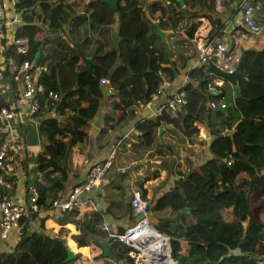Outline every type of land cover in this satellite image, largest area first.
Returning <instances> with one entry per match:
<instances>
[{
	"label": "crops",
	"instance_id": "0c3cea01",
	"mask_svg": "<svg viewBox=\"0 0 264 264\" xmlns=\"http://www.w3.org/2000/svg\"><path fill=\"white\" fill-rule=\"evenodd\" d=\"M17 1L5 0L6 6L3 9L4 37L2 40V46L5 47L4 51L10 45L16 29L24 23L23 16H30L33 19L32 22L36 25L35 38L44 40L49 45L55 39L61 38L63 43L61 47L52 45V51L46 49V47L41 50V56H45L46 52L50 54L48 58L50 62L63 63L67 58H70L71 52L68 48L70 46H73L78 54L74 64L83 66V68L82 57H89L93 52L95 55L108 53V68L106 74L102 76L106 78L107 82L101 83L98 79L97 86L100 92L97 94L98 100L94 111L88 114L85 110L83 113V116L87 119V135L84 140L70 146L65 159L66 178L63 194L83 178L88 165L105 164V172L101 180L81 194V198H88L90 206L89 208L82 207L79 211L71 213L69 212L70 209L57 211V209L40 207L36 215L28 220L26 227L29 230H37L39 221L42 219L43 231L49 235L64 238L65 245L69 246L75 256H78L76 260L69 264H127L124 259L109 257L108 249L107 253L104 254L100 243L108 241L107 233L121 232L132 225L136 219L128 199L131 188H137L141 196L147 200L146 213L150 223L160 218L172 219V226L177 223L184 224L188 222L190 220L188 218L183 219L174 213L168 214V207L155 209L154 205L159 199L165 202L169 197L167 193L172 188L177 190L178 194L175 193L176 196L179 197L183 194L180 182L186 181L190 169L198 168L206 158L211 156L208 144L213 137L212 131L217 127L223 131L225 125L220 122V116L214 114L215 111L220 110H212L215 107L209 106V99L204 101V108L200 111L198 119L193 123L198 128L197 132L190 135L184 133L180 127L173 125L171 122H163L157 126L150 145L137 146V136L140 131L136 123L143 119L153 118L154 115H150V113L157 104L176 92L181 84L189 82L188 89L190 87L192 89L197 88L196 79H192L188 74L190 70L201 64H205L206 68L209 63H214L223 68H234L238 65L241 73V76L236 80L238 93L244 98L264 93V52L262 51L264 47V26L257 32H250L243 26L241 22V4L244 0H224L219 7L212 0H117L114 10H110L107 4L101 0H77V5L74 8V0H61L63 8L69 10L70 13L72 12V15L65 18L62 27L59 29L60 31L52 33L48 30V23L41 19L42 13L39 16L33 15V12L39 11L36 7L31 5V7L17 8L15 6ZM87 2L93 3L84 10V4ZM152 2H162L174 10L183 11L187 18L180 21L177 28L171 29L164 22H159V19L164 17L160 9H155L150 5ZM119 6H124L128 11L120 13ZM71 7L72 10H70ZM90 10H94L99 19L105 21L92 17L89 14ZM108 11L112 13H108ZM48 12L47 10L44 13L45 17L48 16ZM255 19L257 22L264 24V6ZM217 20L221 24V27L217 29L219 33L208 37L210 29L217 26ZM154 21L158 23L160 29L165 31V40L170 55H167L159 36L155 33V26H153V31L147 28L144 33L142 31L137 32L138 29H144V22H152L153 24ZM194 22H196V26L193 30H190L192 34L189 35V29ZM228 22L231 23L230 27H228ZM225 26L228 32L224 31ZM152 33L155 34L150 36ZM123 36L128 39H124V41L131 45L136 42L145 43L148 47L152 45L154 49L152 56L156 59H159L157 50L162 49L164 57L175 59L174 63L178 68L173 76L169 77V82L164 87L163 93L153 99L148 106L136 108V111L133 107L131 112L127 105V110H130L129 113H122L121 109L118 108L117 115L120 119L116 120V125L107 129L106 132H101L103 113L107 106L111 105L113 101L121 105L119 103L121 97L115 93L114 85L109 84V76L119 71L117 70L118 67L129 56L125 52H123V55L118 52L119 39ZM207 42H210L215 48L207 54V62L200 63L197 55L198 45ZM3 52L0 54V66L3 68V65H7L8 69H12L13 59L9 60L10 57H7L5 61ZM160 58V66L169 65L171 70H175L170 62L162 60V55ZM135 64L136 69L137 66L143 65V57L137 58ZM48 65L45 64L42 67L46 68ZM65 67L67 66L65 65ZM92 68L91 62V70ZM31 70L37 75L39 65L32 66ZM2 73L0 95L6 102L11 103L10 77L4 70H2ZM60 73L67 75V70L61 68ZM207 73L212 74L209 71ZM77 74L78 71L75 75L77 76ZM214 76L211 78L212 84H207L206 89L212 92H215L213 89L221 91L219 84L224 79ZM137 79L140 83L144 81V77L140 74L137 75ZM227 83L234 102L232 85L229 82ZM83 86L86 90H91L90 81H85ZM68 97L75 98L74 95L70 94ZM122 98L126 99V96L124 95ZM211 100L216 104L221 102L218 97ZM15 101L14 98L15 109L17 106L19 110H22L23 106L17 105ZM85 103L86 101H81V104L86 105ZM240 114L242 115L244 112L240 110ZM61 119L62 121L66 120L63 115H61ZM11 123L14 125L20 139V147L16 152L11 153V159L8 160L10 169L8 167L5 172L13 173L16 176V181L13 186L8 182L7 186L3 187V193L14 202L26 203L23 180L29 181L36 176L35 154L40 149L36 122H29L25 117L17 116V119L15 117L14 120H11ZM233 130L235 132V129ZM118 142H122L128 150L127 155H124L123 152L119 154L122 159H125V163L122 165L114 164V147ZM118 159L120 158L118 157ZM0 194H2V191H0ZM263 203V190L249 198L251 219L264 221ZM183 207L187 206L184 205ZM181 209L178 213L187 215L188 211L181 212ZM93 211L99 217L98 231L93 235L97 239L96 243L77 245L73 235L77 234L79 229L73 220L82 219L85 214ZM19 228L20 224L17 222L6 237L0 239V252L7 251L14 245L19 235ZM155 230L166 237L161 234L164 239L161 244H158L157 247L154 246L152 249L151 247L142 249L144 260L150 259L148 252L151 250L163 254L162 251H164L165 246L168 254L169 236L164 232ZM153 231L151 228L148 230V232ZM233 252L238 253L239 250L235 249ZM136 258L137 260L135 258L134 260L137 264H148L143 263L144 260H141L142 256L139 253ZM164 258L169 260L168 255H164ZM168 264H175V262L172 260V263Z\"/></svg>",
	"mask_w": 264,
	"mask_h": 264
},
{
	"label": "trees",
	"instance_id": "16d2710c",
	"mask_svg": "<svg viewBox=\"0 0 264 264\" xmlns=\"http://www.w3.org/2000/svg\"><path fill=\"white\" fill-rule=\"evenodd\" d=\"M261 1L264 2V0ZM77 2V0L73 1V8ZM92 3L84 4V10ZM31 5L39 10L33 12V15L39 16L42 13L41 19L48 23V30L52 33L60 31L65 18L72 15V12L63 8L61 0H18L15 4L17 8L31 7ZM150 5L160 9L164 18H160L159 22H164L171 29L177 28L178 23L187 18L185 12L174 10L162 2H152ZM47 10L48 16L45 17L44 13ZM118 10L120 13L128 11L124 6H119ZM108 13L112 12L108 11ZM89 14L98 20L105 21L99 19L94 10H90ZM23 19L24 23L16 29L14 35L28 37V50L25 54H17L10 44L3 52L5 61L7 57H10L9 60L13 59L12 69H8L7 65H3L2 68L10 77L12 102H6L0 95V105L11 110L15 109L13 101L14 98L17 99L21 91L22 81L14 80L12 73L14 71L18 73V64L23 58L32 61L35 53L38 52L33 66L39 65L40 68L45 64L50 65L46 67V70H38L37 73V81L44 89L36 95L38 107L33 113L40 144V149L35 154L37 173L29 181L23 180V185L27 200L31 193L30 188L33 187L36 191L35 203L38 207L56 209L51 206V203L55 198L63 196L66 178V165L63 166L61 161L66 159L70 146L84 140L87 135V119L83 113L87 110V113L91 114L97 104V94L100 92L97 86L98 79L106 74L108 53L104 52L93 57L92 72L81 71L83 66L74 64L78 54L73 46L68 47L71 52L70 58L63 63L50 62L48 60L50 54L46 52L45 56H41V50L46 47L52 51V45L61 47L63 45L61 38L55 39L50 45L44 40H38L35 38L36 25L32 22V17L23 16ZM216 24V27L210 29L208 37L219 33L217 29L221 27V24L218 20ZM153 26L152 22H144V29H138L137 32L144 33L147 28L153 31ZM195 26L196 22L189 31ZM191 34L190 31L189 35ZM124 39L128 40L124 36L119 39L118 52L122 55L125 52L129 56L120 64L117 69L119 71L109 76V84L114 85L115 93L121 97L119 102L121 105L113 101L107 106L103 113L101 132H106L107 129L116 125V120L120 119L117 115L118 108L122 113H129L130 110L132 112L135 98L148 97L159 79L156 74L157 67L169 73L170 75L166 73L168 77H172L178 68L174 63L175 59L164 57L162 49L157 50L159 59L162 55V60L170 62L175 70H171L169 65L160 66V60L152 56L154 50L152 45L148 47L145 43L138 42L131 45ZM140 56L143 57V65L137 66L136 69L135 61ZM61 68L67 70V75L60 73ZM207 71L205 64L189 71L188 75L196 79L197 88L188 89L189 82L183 84L186 103L179 109L169 110L164 107L153 118L136 123L140 131L137 136V146L150 145L157 126L163 122H171L190 135L198 130L193 123L204 108V101L218 97L224 103V107H222L223 110L215 111L214 114L219 115L220 122L227 127L235 124V132L229 135L222 134L219 127L213 129V137L208 144L211 156L206 158L198 168L190 169L186 181L180 182L183 194L176 196L175 193L178 194V192L172 188L167 193L169 197L165 202L159 199L154 205L155 209L168 207V214L174 213L178 217L190 220L184 224L177 223L172 226V219L160 218L150 224L159 232L169 236L170 257L175 264H255V257L260 254L257 245L264 221L250 218L249 198L264 191V148L259 145V143L264 144V93L249 98L242 96L234 98L233 102L226 80H222L219 84L221 91L219 90L218 93L206 89L207 84H212L211 78L215 77ZM138 74L144 77L143 83L137 79ZM87 80L90 81L91 90H86L83 86ZM47 89L54 90L57 96L53 98L46 96ZM67 92L75 98L68 97ZM124 95L126 99L122 98ZM81 101H86V105L81 104ZM127 105L130 108L129 111ZM240 110L244 112L243 116ZM61 115L66 118L65 121H62ZM114 152V164H124L125 159H122L119 154L121 152L124 155L128 154L126 146L118 142ZM3 177L7 183H11V186L16 181V176L11 172L4 173ZM0 191L3 193L4 188L0 187ZM184 205L188 207V216L178 213ZM69 212L74 211L69 210ZM36 213L33 212L18 221L20 224L18 238L9 250L0 252V264H69L77 259L76 255L73 259L65 261L64 238L45 233L42 219L39 221L37 230H29L26 227L28 220ZM73 221L79 229V232L73 235L77 245L96 243L97 239L93 235L98 231L99 217L94 211L85 214L82 219ZM107 238L109 257L124 259L127 264H137L128 254L130 247L127 244L113 238L109 233ZM235 249L239 252H233Z\"/></svg>",
	"mask_w": 264,
	"mask_h": 264
},
{
	"label": "built area",
	"instance_id": "2783aa9c",
	"mask_svg": "<svg viewBox=\"0 0 264 264\" xmlns=\"http://www.w3.org/2000/svg\"><path fill=\"white\" fill-rule=\"evenodd\" d=\"M224 0H214L216 6H220ZM6 6L5 0H0V54L4 51V46H2V40L4 37L3 31V9ZM264 6V2L261 0H244L241 4V22L243 26L250 32H257L261 30L264 24L256 21L255 17L259 14ZM10 44L13 46L15 53L25 54L28 50V37L26 35H17L11 38ZM215 48L210 42L198 45L197 55L198 61L200 63L207 62V54ZM33 66V60L23 58L18 64V73L14 71L12 73V78L14 80H21L22 87L21 91L17 96V105H22L23 109L11 110L6 106L0 105V187H6L7 181L4 179L3 175L7 168L10 169V164L8 160L11 159V153L17 151L20 147V139L16 133L14 125L11 120H14L17 116L25 117L29 122H34L33 113L38 107V100L36 95L42 92L44 89L37 81V78L31 67ZM222 67V66H221ZM223 68V67H222ZM45 67H40L39 70H45ZM231 70L232 68H224ZM39 72V71H38ZM156 74L158 75V82L153 91H151L146 98H135L133 102V107L136 108L148 106L150 102L157 98L163 93L164 87L169 82L168 75L163 72L160 68L156 69ZM2 76V67H0V78ZM99 82L106 83L105 77H100ZM183 84L180 85L178 90L168 97H166L162 102L158 103L155 109L150 113V115H157L161 112L162 108H167L169 110H174L186 103L184 96V90L182 89ZM215 93H218V89H213ZM46 96L56 97V92L52 89L46 90ZM210 107H224V103L220 102L216 104L212 100L209 101ZM105 164H90L87 166L83 178L76 184L72 185L61 198H55L51 206L57 210H73L79 211L82 207L89 208L90 202L88 198H81V194L84 190L91 188L96 182L101 180L104 175ZM30 195L26 203L14 202L6 194H0V239L6 237L8 232L11 230L16 223L22 218L28 217L31 213L37 212L40 207L35 203L36 191L34 188L30 189ZM130 208L134 214L137 216L138 213H142L139 218H136L132 225L128 226L121 232L109 233L110 236L116 238L125 244H127L130 249L128 254L133 258L139 253L144 260L142 255V250L139 247L140 240L135 239L133 235L139 230V227H152L147 217V200L144 199L140 191L132 187L130 190L129 199ZM163 235V234H162ZM164 236V235H163ZM166 237V236H165ZM167 239V238H166ZM168 242V241H167ZM258 248L260 254L255 257V264H264V225L261 228V235L258 239ZM169 250V246H168ZM159 251H150V259L156 256ZM149 260H144L143 263H149ZM135 261V260H134ZM136 262V261H135Z\"/></svg>",
	"mask_w": 264,
	"mask_h": 264
},
{
	"label": "water",
	"instance_id": "95a60500",
	"mask_svg": "<svg viewBox=\"0 0 264 264\" xmlns=\"http://www.w3.org/2000/svg\"><path fill=\"white\" fill-rule=\"evenodd\" d=\"M102 2L106 3L108 8L110 10H114L116 8V2L117 0H101ZM263 22H264V19H263ZM154 26H155V33L159 36L163 46H164V49L167 53V55H170V51H169V47L167 45V42L165 40V31L160 29L158 23L156 21L153 22ZM228 27L231 26V23L228 22ZM237 27H240V26H237ZM224 31L225 32H228L227 31V27L225 26L224 28ZM264 52V47H263V50ZM95 53L93 52V54L89 57H82V60L84 62V68H83V71H87V72H91V62H92V59L94 57ZM38 56V52L35 53V56L33 58V61L36 60ZM207 70L218 76V77H221L222 79L226 80L227 82L231 83L232 85V93H233V97L234 98H238V97H241V95L238 93V90H237V84H236V80L239 76H241V73L239 71V66L236 65L234 68H232L231 70H227V69H224L222 68L221 66L219 65H215L214 63H209L207 65ZM212 110H223L222 107H215V108H212ZM234 125L233 124L232 126L230 127H227L226 125H224V129L222 131V134L224 135H229L231 133H233V129H234ZM260 146H262L264 148V144L263 143H259ZM61 164L64 166L65 165V159H63L61 161ZM128 199H130V193L128 195ZM187 207H183L181 209V212L183 211H187ZM150 212V211H149ZM142 215V213H138L136 218H139L140 216ZM107 244H108V241H104V242H101L100 245L102 246L103 248V251H104V254L107 253ZM66 249V257H65V261H68V260H71L74 258L75 254L74 252L69 248V246H66L65 247ZM154 252V251H153ZM168 258L169 260H165L164 258V254L160 253V252H157L156 253V256L153 258L150 259L149 263L148 264H163V263H172V260H171V257H170V249L168 250Z\"/></svg>",
	"mask_w": 264,
	"mask_h": 264
},
{
	"label": "bare ground",
	"instance_id": "6f19581e",
	"mask_svg": "<svg viewBox=\"0 0 264 264\" xmlns=\"http://www.w3.org/2000/svg\"><path fill=\"white\" fill-rule=\"evenodd\" d=\"M150 227H139V230L135 233L134 238L140 240V244L139 247L142 249H144L145 247H148L151 249L155 246L157 247L158 244H161V242L164 240L162 235L159 234L155 229L151 228L152 230H154L158 235L155 237L154 233H150L148 232ZM159 239V240H158ZM155 251V250H153ZM164 255H168L166 252V246L164 251H162ZM148 254H150V252H148ZM149 257H151L149 255Z\"/></svg>",
	"mask_w": 264,
	"mask_h": 264
},
{
	"label": "rangeland",
	"instance_id": "374dc122",
	"mask_svg": "<svg viewBox=\"0 0 264 264\" xmlns=\"http://www.w3.org/2000/svg\"><path fill=\"white\" fill-rule=\"evenodd\" d=\"M191 142V141H190ZM156 158V157H155ZM264 204V203H263ZM153 231V230H152ZM150 233H156L155 231H153V232H150ZM162 234V233H161ZM164 235V234H163ZM155 236H157V233L155 234ZM165 236V235H164ZM168 246H169V244H168Z\"/></svg>",
	"mask_w": 264,
	"mask_h": 264
},
{
	"label": "clouds",
	"instance_id": "9594fccd",
	"mask_svg": "<svg viewBox=\"0 0 264 264\" xmlns=\"http://www.w3.org/2000/svg\"><path fill=\"white\" fill-rule=\"evenodd\" d=\"M153 227V226H152ZM169 244V243H168ZM170 249V248H169Z\"/></svg>",
	"mask_w": 264,
	"mask_h": 264
}]
</instances>
